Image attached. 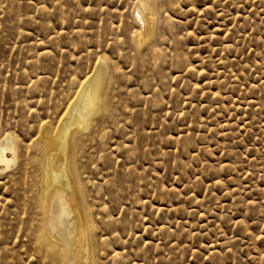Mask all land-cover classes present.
<instances>
[{
	"label": "rangeland",
	"instance_id": "1",
	"mask_svg": "<svg viewBox=\"0 0 264 264\" xmlns=\"http://www.w3.org/2000/svg\"><path fill=\"white\" fill-rule=\"evenodd\" d=\"M149 2L138 44L139 0H0V264H59L40 130L99 59L109 105L73 141L92 264H264V0Z\"/></svg>",
	"mask_w": 264,
	"mask_h": 264
},
{
	"label": "bare ground",
	"instance_id": "2",
	"mask_svg": "<svg viewBox=\"0 0 264 264\" xmlns=\"http://www.w3.org/2000/svg\"><path fill=\"white\" fill-rule=\"evenodd\" d=\"M150 6L149 0H139V6L134 16L140 29L139 33H134L138 44L143 40L149 41L153 30L156 31L153 22L157 23V21H152L153 12L146 13ZM143 33L147 34L148 37L143 38ZM145 48H147L146 45ZM143 50L145 51V49ZM108 71L107 62L104 59H99L92 71L78 85L75 94L62 113L56 129L53 130L49 125L44 124L40 130L41 176L40 178L37 177L40 180L41 194H37L41 196L44 206L41 209L43 213L41 232L38 229L40 236L36 237H38L40 245L55 253V258L59 264L61 262L63 264H92L93 261L95 242L92 234L94 231L91 234L92 229L88 220L90 215L87 216L86 213L88 206L84 204L87 200L85 199L84 202V195L82 188H80L82 187L80 182L81 184L83 182L79 181L81 177L76 174V166L73 165L75 151H73V141L75 134L88 131L93 125V118L106 111L108 102L105 99V89L109 84ZM7 150H13L9 142L0 145V164H4L6 167L10 162L5 154ZM37 182L39 183V181ZM88 211L90 212V207ZM43 253L45 254V252ZM47 255L49 257L52 254Z\"/></svg>",
	"mask_w": 264,
	"mask_h": 264
}]
</instances>
